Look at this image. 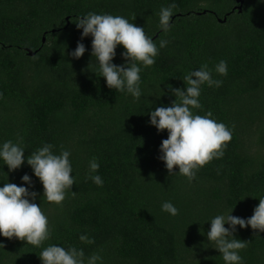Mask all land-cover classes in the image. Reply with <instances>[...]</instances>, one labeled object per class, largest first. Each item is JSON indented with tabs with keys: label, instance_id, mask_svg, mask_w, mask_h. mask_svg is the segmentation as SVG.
<instances>
[{
	"label": "trees",
	"instance_id": "trees-1",
	"mask_svg": "<svg viewBox=\"0 0 264 264\" xmlns=\"http://www.w3.org/2000/svg\"><path fill=\"white\" fill-rule=\"evenodd\" d=\"M173 3L165 33L158 13ZM238 4L0 0V142H20L25 157L44 143L57 154L69 150L75 177L57 205L42 197L43 186L26 160L14 172L0 161V186H19L25 173L32 176L30 191L38 193L35 202L51 229L41 247L0 235V264H41L38 255L49 244L82 248L85 258L98 253L102 264H224L206 237L211 218L232 209L248 218L264 197V0H244L242 10ZM88 12L127 17L158 48L160 40L168 41L155 63L142 67L138 100L109 89L105 78L92 72L97 62L91 36L82 41L87 51L80 59L69 55L81 40L76 18ZM123 51L117 47L114 63H124ZM220 60L227 61V75L214 71ZM205 63L222 84L202 85L201 107L193 111L201 116L211 111L214 120L232 129V139L223 157L199 168L190 183L182 175L170 176L159 159L168 132H158L148 113L170 105L176 99L170 86L184 88L182 76ZM92 158L99 162L102 186L88 178ZM165 201L174 204L177 215L162 211ZM254 231L237 226L234 233L249 241L240 252L243 264H264V232ZM81 234L93 242H81Z\"/></svg>",
	"mask_w": 264,
	"mask_h": 264
},
{
	"label": "clouds",
	"instance_id": "clouds-1",
	"mask_svg": "<svg viewBox=\"0 0 264 264\" xmlns=\"http://www.w3.org/2000/svg\"><path fill=\"white\" fill-rule=\"evenodd\" d=\"M175 8L174 3L162 6L158 13L159 28L165 33L170 30ZM75 24L77 29H82L81 40L69 55L80 59L87 51L82 41L91 36V56L97 62L95 71L92 72L105 78L109 89L126 92L134 100H138L142 95V67L152 66L159 49L166 47L168 41L160 40L158 48L153 38L146 35L143 27L121 15L88 12L77 17ZM118 46L124 48L120 54L124 60L122 64L113 62ZM214 71L222 76L227 75V61L220 60L215 64ZM212 72L213 69L206 63L199 69L188 71L181 78L184 88L170 86L171 94L176 99L170 105L155 107L148 113L149 123L158 132H168L167 138L159 146V159L164 162L170 176L182 175L190 183L196 178L199 168L214 158L223 157L224 149L232 139V129L223 122L214 120L211 111L203 116L193 111L201 107L199 97L202 85L219 87L222 84L221 80L213 78ZM70 155V151L66 149L57 154L53 151L52 144L44 143L25 157V148L20 142H0V161L8 167L9 172L19 169L26 160L43 186L42 197L57 205L65 200L66 191L72 189L75 183ZM99 167L98 160L92 158L88 165V178L102 186L103 179L97 174ZM21 180L23 183L19 186L12 182H5L0 186V235L41 247L51 236L49 220L41 205L35 202L38 193L30 191L34 185L32 176L25 173ZM161 209L172 216L178 214V209L171 201L163 202ZM233 210L211 218L206 237L213 248L219 251L224 264H243L240 252L247 247L249 241L237 239L234 233L237 226H250L255 230V235L264 232V197H259V204L248 218L233 215ZM226 224L228 227H225ZM79 239L81 242H93L86 234H81ZM0 247H4L3 243H0ZM38 256L41 264H97L98 261L102 264L103 260L98 253L85 258L82 248L58 244L43 247Z\"/></svg>",
	"mask_w": 264,
	"mask_h": 264
},
{
	"label": "water",
	"instance_id": "water-1",
	"mask_svg": "<svg viewBox=\"0 0 264 264\" xmlns=\"http://www.w3.org/2000/svg\"><path fill=\"white\" fill-rule=\"evenodd\" d=\"M237 1L239 2V4H238L236 7H238L239 10H242L244 0H237ZM225 20H226V18L224 19V21H225ZM220 21H222V20L220 19ZM45 40H46V37H44L43 41L45 42ZM27 52H28V54H30V55H34V54H35V51H33V50L30 49V48H27Z\"/></svg>",
	"mask_w": 264,
	"mask_h": 264
}]
</instances>
